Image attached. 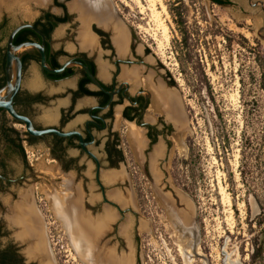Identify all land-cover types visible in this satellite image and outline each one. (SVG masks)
<instances>
[{"label": "flooded vegetation", "instance_id": "flooded-vegetation-1", "mask_svg": "<svg viewBox=\"0 0 264 264\" xmlns=\"http://www.w3.org/2000/svg\"><path fill=\"white\" fill-rule=\"evenodd\" d=\"M208 1L221 6L239 23L250 19L253 21L249 24L256 22L257 29L264 26V0ZM72 3L50 0L49 9L31 21L39 20L37 26L33 25L45 37L33 31L26 41L44 44L49 67L58 68L66 61L81 62L106 91L113 93L98 89L76 64L66 66L62 73L43 75L39 52L28 50L31 56L24 60L23 69L28 60L38 65L48 85H63L61 95L65 100L54 121L38 122L28 109L44 102V92L40 88L24 91L21 83L13 106L38 129L54 128L70 134H28L16 128L17 122L0 108V264H58L57 259L66 256H55L49 234L48 225L54 221L48 220L46 212L54 213L49 197L52 193L63 206L74 201V209L64 212L65 221L77 223L80 253L91 258L93 264H150L149 238H156L162 255L171 259H182L178 246L184 238V253L201 259V264H210L188 229L192 224L196 232L193 199L168 171L178 127L155 88L162 85L177 99L171 89L173 80L149 68V62H142L148 52L145 46L139 53L131 43L126 56L118 55L110 33L95 22L83 21ZM60 25L62 41L56 46L53 33ZM134 34L131 30L132 39ZM26 148L46 151L57 172L53 184L43 187L45 183L34 170L33 160L38 157L30 158ZM127 152L138 163L139 172L128 169ZM56 220L64 221L63 217Z\"/></svg>", "mask_w": 264, "mask_h": 264}, {"label": "rangeland", "instance_id": "rangeland-1", "mask_svg": "<svg viewBox=\"0 0 264 264\" xmlns=\"http://www.w3.org/2000/svg\"><path fill=\"white\" fill-rule=\"evenodd\" d=\"M107 1L131 27L135 41L147 48L149 68L173 80L171 89L181 101L185 123L174 137L168 171L193 199L198 251L207 254L210 264H223L226 256L237 259L238 264H264V224L255 222L259 209L251 194H262L264 186L245 185L240 177L241 131L246 130V136L259 143V120L264 119V40L257 35L256 22L249 24L253 20L247 19L239 23L208 0H160L169 36L167 42L160 43L146 0ZM49 4L50 0L24 1L17 10H0V21L5 18L8 26L31 22L49 9ZM157 8L161 10L159 5ZM62 35L60 25L53 33L56 46L61 45ZM32 79L39 85L32 86ZM39 88L44 102L28 112L38 122L54 121L65 100L63 85H48L38 65L28 60L22 90ZM15 127L25 130L20 123ZM124 148L128 151L126 145ZM25 154L38 157L33 160L34 170L45 183L43 187L53 184L57 172L46 151L26 148ZM126 156L128 169L139 172L133 156L128 152ZM260 159L264 162V152ZM46 213L48 220L54 221L48 226L55 256L66 254L57 259L58 264H84L56 213ZM158 245L156 238H149L150 264H184L180 258L164 257ZM257 248L261 254L254 259ZM191 264H201V259L192 257Z\"/></svg>", "mask_w": 264, "mask_h": 264}, {"label": "water", "instance_id": "water-1", "mask_svg": "<svg viewBox=\"0 0 264 264\" xmlns=\"http://www.w3.org/2000/svg\"><path fill=\"white\" fill-rule=\"evenodd\" d=\"M108 9L103 11L102 13L95 12L96 9L87 8L85 13L82 15V19L85 22H95L98 26H100L103 30L110 33L111 40L116 48L118 55L124 57L127 55L129 50V46L131 43H134L136 46V50L139 53L143 51V45H139L134 39L131 38V27L128 26L126 21L118 14L117 10L106 0ZM119 28L117 31L116 28ZM23 28H30L36 33H38L42 38L45 37L44 33L39 31L31 22H19L15 24L8 32L5 38V57H4V84L0 87V108L5 110L7 115L15 120L17 123H20L24 126L25 131L28 134L35 136H43L46 133L54 132L58 135H69L70 132H60L54 128H42L38 129L34 126L32 120L24 115L18 113L13 106V99L16 95L17 91L21 87L22 83V71H23V61L22 55L25 50L36 49L40 54V71L43 75L46 73H62L64 68L70 64H76L81 66L94 85L104 91L112 94L113 91H106L103 86L98 82L95 76L91 73L86 65L78 61H66L61 64L58 68H51L48 66L46 61V54L44 51V44L38 43L34 41H22L17 44L13 42L15 35ZM122 32V36H120L119 32ZM264 30V26L260 27L257 31V35L259 38L264 40V35L262 31ZM50 41V40H49ZM150 56L144 57L142 62L148 63L150 60ZM177 103L180 109L181 114H184L182 104L180 99L177 98ZM185 119L184 116H181V124L184 125ZM80 144L84 145L82 137L79 135ZM59 204V203H58ZM57 205V204H56ZM57 216V215H56ZM58 219L61 220L59 216ZM195 220V219H194ZM64 230L66 231L69 238H74L76 242V249H74L78 258L84 264H93L94 261L91 258L80 253L79 249V234L78 227L76 226V230L74 228L73 223H70L69 226H64L63 221L61 222ZM68 238V239H69ZM195 238H198V231L196 228ZM73 248V246H72Z\"/></svg>", "mask_w": 264, "mask_h": 264}, {"label": "bare ground", "instance_id": "bare-ground-1", "mask_svg": "<svg viewBox=\"0 0 264 264\" xmlns=\"http://www.w3.org/2000/svg\"><path fill=\"white\" fill-rule=\"evenodd\" d=\"M24 1H30V0H0V10H9L10 12L11 11H14V10H17L19 5H21ZM34 1H39V0H34ZM148 2V9L150 11V17H151V20H152V24H154L155 26V30L160 34L161 36V39L158 40L160 43H163V42H167L168 41V26L166 25V23L164 22V20L162 19L161 17V11H164V6L160 3V0H146ZM73 6L74 8L76 7V9L79 11L80 15H83L87 10V8H92V9H96L95 12L97 13H102L103 11L107 10L108 9V5H107V2L106 0H73ZM159 5V7L161 8V10H158L157 6ZM141 7V6H140ZM75 9V10H76ZM142 9V8H141ZM117 31H119V28L117 27L116 28ZM120 36H122V32L120 30L119 32ZM123 37V36H122ZM153 84V83H152ZM31 85L32 86H38L39 85V82L36 80V79H32L31 80ZM157 85V84H156ZM158 87H154L155 90H156V95L162 100L164 99V102L162 103L163 104V107L164 108H168V111L170 110V112L172 113V115L175 116V120L176 121V124L175 126L177 127H181V112H180V109H179V106H178V103H177V99L175 98V96L172 94V92H170L166 87L164 88L162 85H157ZM154 90V89H153ZM154 93V92H153ZM166 101V102H165ZM168 106V107H167ZM162 107V106H161ZM165 110V109H164ZM166 111V110H165ZM173 116V117H174ZM176 127V128H177ZM133 139V138H132ZM135 139V138H134ZM137 140V138H136ZM138 143V142H137ZM139 144V143H138ZM136 145V144H135ZM138 146V145H137ZM156 152V151H155ZM157 153V152H156ZM154 154V153H153ZM156 155V154H155ZM153 156V155H152ZM155 159V158H153ZM152 161V160H151ZM154 161V160H153ZM155 164V163H154ZM151 165V163H150ZM151 167V166H150ZM155 167V166H154ZM153 167V168H154ZM152 169V167L150 168ZM156 172V170H155ZM119 175V174H117ZM116 175V176H117ZM114 176V174L112 175ZM120 176V175H119ZM111 177V175H110ZM112 178V177H111ZM110 179V178H109ZM114 190V189H113ZM116 192V191H115ZM114 192V193H115ZM113 193V192H112ZM113 193V194H114ZM54 193L51 194V196H49L51 198V201H52V207L51 209L56 213L57 216H59L60 218L63 217L64 221V226H69L70 227V223L71 222H68L67 220L65 221L66 219V213L64 212H69V210H72L74 209V205H72V203H74V201L72 200V202H66V205L63 206V202L60 204H62L63 208L61 207L60 204H58V199L56 196H53ZM56 194V193H55ZM118 194V193H116ZM60 195H64V194H61ZM68 195V194H67ZM58 196V195H57ZM62 200H65L66 197L63 199V196H61ZM69 197V196H68ZM60 198V197H59ZM68 199H71V198H68ZM61 200V201H62ZM57 204V205H56ZM65 204V203H64ZM183 206H184V202H183ZM187 209V208H186ZM74 211V210H73ZM76 212V211H75ZM68 214V213H67ZM69 215V214H68ZM75 215V214H74ZM76 216V215H75ZM176 221V220H175ZM187 222V221H186ZM189 222V220H188ZM81 224V223H80ZM176 224V223H175ZM74 225V228L76 230V226H77V223L74 222L73 223ZM188 225V224H187ZM78 226H80L78 224ZM82 226V225H81ZM80 226V227H81ZM82 229V228H80ZM190 229L191 233L189 230H187V233H190V236L192 235V238H193V234L195 235V233H193V229H192V224H191V227L188 228ZM31 230V229H30ZM35 230V229H34ZM189 231V232H188ZM33 232V231H32ZM35 233H37V231H35ZM38 234V233H37ZM189 235V234H188ZM38 236V235H37ZM39 237V236H38ZM195 238V237H194ZM69 241L71 243V245L73 246V249H76V242H75V239L74 238H69ZM184 238H180L179 240V248L182 252V260H183V263L184 264H191L192 262V257L189 253V255H187L186 253V250H184ZM187 248L190 247V244H189V240H187ZM193 242V241H191ZM39 244V243H38ZM192 244V243H191ZM195 244V243H194ZM193 244V245H194ZM32 246V245H31ZM180 252V251H179ZM192 253V252H191ZM194 253V251H193ZM205 264V263H204ZM223 264H238V261L237 259H230L228 256L225 257L224 261H223Z\"/></svg>", "mask_w": 264, "mask_h": 264}, {"label": "trees", "instance_id": "trees-1", "mask_svg": "<svg viewBox=\"0 0 264 264\" xmlns=\"http://www.w3.org/2000/svg\"><path fill=\"white\" fill-rule=\"evenodd\" d=\"M214 1V0H212ZM35 26L39 24V20L33 22ZM13 26H8L7 21L3 18L0 21V87L4 84V57L5 50L2 42L5 40L9 30ZM33 33V30L30 28L21 29L14 37L13 42L15 44L26 41L28 35ZM24 56H22V61L30 58L31 54L28 50H25ZM58 63H55L54 67H57ZM264 87V86H263ZM261 135L259 137L260 142L254 143L253 138L248 135L246 136V130L241 131L240 139V154H241V165H240V177L242 182L245 185H255L259 183L264 186V162L260 159V155L264 152V119L259 120ZM252 196L256 202V205L259 209L258 214L256 215V224L261 226L264 224V192L262 194H256L252 191ZM261 254V249L257 248L254 250L252 257L255 259Z\"/></svg>", "mask_w": 264, "mask_h": 264}]
</instances>
